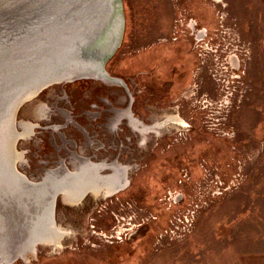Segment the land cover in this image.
Masks as SVG:
<instances>
[{"label":"rangeland","instance_id":"1","mask_svg":"<svg viewBox=\"0 0 264 264\" xmlns=\"http://www.w3.org/2000/svg\"><path fill=\"white\" fill-rule=\"evenodd\" d=\"M123 6V40L106 71L131 80L140 69L151 71L142 77L149 92L137 95L136 101L147 102L150 93H156V101L167 103L166 108L159 105L146 114L160 123L172 115L179 126L161 129L143 151L137 149L135 157L117 159L127 166L128 184L123 190L96 201L86 196L78 206L59 197L55 222L61 231L70 230L61 237L62 247L38 245L30 259L13 264H264V0H123ZM192 18L198 28L208 30L196 48L206 43L207 54L214 47L238 54L243 73L239 81L232 77L224 54L216 56L215 64L206 53L197 55L187 38L194 34L188 24ZM157 39L164 42L142 51ZM76 85L49 86L19 109L18 122L40 126L33 129L31 139L17 144L28 163L26 168L18 166L20 172L36 177L42 167L51 168L57 161L49 141L52 134L57 144L59 134L49 122L62 125L59 133L80 138L58 110L66 105L88 109L89 99L83 104L81 94L75 98ZM63 88L68 89L69 103L57 100L64 98ZM100 90H93L90 99ZM110 90L114 96L123 92L118 85ZM130 91L134 97V88ZM202 92L215 106H225L219 98L229 95V107H222L226 121L220 127L207 124L201 109L190 111L189 103ZM39 103L49 109L55 105L47 123L31 113ZM211 110L219 116L217 109ZM75 119L88 125L83 117ZM41 146L50 151L34 156ZM65 163L72 170L71 160ZM219 181L224 188L212 197ZM185 226L187 234L178 235ZM118 237L120 242L126 239L110 244Z\"/></svg>","mask_w":264,"mask_h":264},{"label":"water","instance_id":"2","mask_svg":"<svg viewBox=\"0 0 264 264\" xmlns=\"http://www.w3.org/2000/svg\"><path fill=\"white\" fill-rule=\"evenodd\" d=\"M124 32L123 0H0V142L6 138L7 126L16 134V116L22 105L28 102L24 98L27 93H40L57 82L108 80L106 64L119 49ZM10 149L14 153L13 148ZM4 157V153L0 154V204L24 200L19 195L10 197L4 194L18 190V185L35 190L55 182L51 178L55 173L65 179L66 183L52 191L48 201V221L54 223L56 201L59 197L62 200L61 190L71 185L67 180L75 178L78 169L71 165L73 169L70 170L65 159L58 157L52 162L55 167H42L41 174L35 177L20 172L16 164L10 159L7 162ZM42 163L47 165V161ZM82 163L95 167L97 178L105 177L102 172L113 165L91 160ZM88 193L78 199V203ZM31 207H34L32 213L37 215L38 211L40 214L38 202H32ZM0 208V236L4 234L8 254L20 252L25 243L29 249L24 252V257H13L15 260L11 259L10 264L17 260L26 262L38 245H45L43 236L39 235L38 229L36 235L26 230L29 221L21 216V212ZM38 217L34 219L36 224ZM21 221L25 225V234L17 236L12 231V224Z\"/></svg>","mask_w":264,"mask_h":264},{"label":"flooded vegetation","instance_id":"3","mask_svg":"<svg viewBox=\"0 0 264 264\" xmlns=\"http://www.w3.org/2000/svg\"><path fill=\"white\" fill-rule=\"evenodd\" d=\"M162 42H164V39H157V41L155 43H152V45L143 47L142 51H147L152 46L155 47L161 45ZM134 75L135 77L132 80L131 78H129V76L120 78V77H113L108 74L109 79L106 81L88 79V80H79V81L75 80V81H69L62 84H58L61 86L68 84L69 86V84L76 83L77 85L74 86L75 98L77 95L81 94L78 98L81 99L82 102H84L83 104H85L86 100L89 99L88 102H86L88 107V109L86 110L79 108L77 106H75L74 108L72 107L70 108L69 105L65 106L68 110L58 109L60 110L59 112L62 113L63 117L65 118L67 125L70 126V131L71 129L75 128L76 130L75 132L80 136V138L79 137L75 138L73 136H70V134L65 135L63 133H59V129L61 128L60 126L62 125L52 124V122L47 121L51 119L52 113L56 111L55 105H53L54 107L53 109H49L45 107L42 103H39L38 105H33L31 107L32 109L31 113L32 115H34V117L37 120L39 119L41 121H45L46 123L49 122V124H51L49 125L51 126L50 129L56 130L59 134L57 144L54 141L52 134H51L52 141L51 140L49 141L51 154L54 155L53 156L54 158L58 159V157L64 156L62 158L70 159L71 163L74 166L73 168L75 170L78 169L76 173L93 174L96 172V168L89 167L85 163H82L84 160H91L93 162H102L105 164L106 163L110 164L111 162L110 159L112 158L119 159L122 156H128L129 158L135 157L137 149L139 150V152L143 151L144 145H146L150 139L156 138V136L158 135L157 133L158 132L160 133L161 129H164L163 128L164 125L165 128L167 126L170 127L178 126L174 124L175 120H171V118L174 117L172 115L165 117L163 116L164 122L160 123L158 119H156L155 122L153 121L152 114L150 115L146 114V112L152 111V109H159L160 106H162V108L165 109L166 108L165 105L167 103L164 102L158 103L155 99L157 94L154 92L153 93L151 92L149 95L151 100L147 99V102H144L142 100L137 102L135 99L137 95L141 97V95L144 96L146 92H149L148 90L150 89V85L142 77L144 75H151V71L140 69L137 72H135ZM128 84L131 85V88L132 87L134 88L135 91L134 97L132 95V92L130 91L131 88L128 86ZM112 85H114L115 87L116 85L120 86V89L123 90V92L119 91L120 94L116 93V96H114L115 92L110 90V87H112ZM99 88H102L103 91L100 90V92L96 93L93 99H90L93 97V92H94L93 90ZM197 88L200 87L197 86ZM64 90L66 92V93L64 92V98L59 96L60 98L58 97L57 100L62 99L65 102H68L67 101L68 99L65 98V96H67L66 94L68 93L67 92L68 89H64ZM84 91H88V94L84 95ZM102 92L103 94H101ZM121 93L124 98H122V101L120 102L117 100V98L122 97ZM70 97L73 99L74 95L71 94ZM33 98L27 101L32 103L34 102ZM75 98L73 99L74 102H75ZM202 98H204L203 102H205L206 96L205 93L203 92L199 94V102L189 103L190 111H196V109L200 108V105L202 104L200 100ZM207 105L208 104L206 103V105H203V107ZM135 107L140 111L142 110V112L136 110ZM133 109H135V111H133ZM172 111L174 112V110ZM71 114H73V117ZM66 115L71 118L68 119ZM78 117H83L85 119V122L88 123V125L83 124L82 119L81 120L75 119ZM16 123L19 134L15 145V149L16 152L18 153L17 155L18 157H15V161L20 162L23 160V168H26L28 166V163L25 160L24 151L21 152V150H18L17 144L19 141L31 139V137H33L34 135L33 134L34 130L36 128H39L40 126L38 123H32V121L30 122L25 120H20L18 122V120L16 119ZM146 135L147 136L150 135L151 137L147 140L145 139ZM35 142H36L35 144L39 143L36 140ZM62 146L64 147V151H61ZM156 146H158L157 142H156ZM42 147L43 150H45V152H42L41 150ZM47 150L48 148L46 146H41L40 148H38V151H36L34 156H37L38 154L44 156L50 151ZM39 164L41 163L38 162V165ZM52 165H54V163H52ZM125 167L127 166H123L121 164H113L111 167L106 169L107 171H109V173L106 172H102V173L105 175L113 174V172L117 174L118 173L126 174ZM113 169H116V171ZM88 196L91 197V194ZM91 199L94 198L91 197ZM96 199L98 200L105 198H101V196H98Z\"/></svg>","mask_w":264,"mask_h":264},{"label":"bare ground","instance_id":"4","mask_svg":"<svg viewBox=\"0 0 264 264\" xmlns=\"http://www.w3.org/2000/svg\"><path fill=\"white\" fill-rule=\"evenodd\" d=\"M233 60H235V59L233 58ZM67 82H69V81H67ZM60 83H62V82H57L54 84H60ZM54 84H52V85H54ZM37 93L38 92L31 94L29 92L26 94V96L24 98L29 100V99L35 97ZM171 120H175L174 123L180 122L177 118H174V117L171 118ZM176 125L179 126V124H176ZM15 127H16L15 128L16 134H14L13 130L9 129L10 127L7 126L5 128L6 136H4V137H6L5 138L6 140L4 139L5 140L4 143H3L4 140L2 142H0V154L4 153V156H5L4 159H7V162L10 159V161H12L14 164H16V167L18 169V166L23 168V160L20 162L15 161V157H18L17 156L18 153L16 152L15 145H16V141L18 139V134H19V132L17 130L16 120H15ZM163 128H165V125L163 126ZM175 128H176V126H175ZM10 147L13 148L14 153L11 152ZM113 170L116 171V169H113ZM1 173L2 172H0V179L2 177ZM76 174H77V176L75 178L67 180V182L71 183V185L67 186L61 190V194H62L61 198L63 200V203L70 205V206H77L78 204H80L81 202L78 203V199H81L82 196L86 192H90L88 194L89 195L91 194V197L94 198L95 200H97L96 198L98 196H101V198H107V197L113 195L114 192H118L119 190L120 191L123 190L128 184L127 176L124 173H118L117 174V173L113 172V174H106L105 177H99V178H97L96 172L93 174L92 173H87V174L76 173ZM51 178L53 180H55V182H50L49 185H45V186L40 187V188L35 189V190H33L31 188L24 187L23 185L22 186L18 185V184H20V183H18L17 184L18 190H16V191L12 190L11 192H4V194L7 196H10V197H15V196L19 195V196L24 197V200H20L18 202H14V203H10L11 201L9 203H3V204L1 203L0 207H7L9 210H12L14 212L15 211L21 212V216L25 220L29 221L28 227L26 228V230L30 234H35V235H36L37 231L39 230L40 231L39 235L43 236L42 243L45 245L51 246V248L55 250V249H60L62 247L61 239L70 230H63L62 229V231H61V228L57 226L55 219H54V223H52L51 220L48 221L47 209H48V204H49L48 201H49L50 195H51L52 191L59 189L58 187L60 185H63L66 183L64 181L65 179L62 178V176L59 175L58 173H55L54 176H52ZM85 189H88L89 191H86ZM32 202L33 203H36V202L39 203V205L41 207L40 214H38L39 213L38 211H37V215L32 213L33 208H34V207H31ZM0 209H2V208H0ZM38 215H40V217H38ZM37 217L39 219H38L37 224H36L34 219ZM12 225H14V229L12 231L17 236H22L25 234L24 233L25 232V229H24L25 225H24V223H22V221L19 222L18 224L13 223ZM15 226H20V228H15ZM17 230L22 231V232L17 233ZM13 237H14V239H16V237L14 235H13ZM14 239H12V240L15 242ZM31 241L32 240H30V242ZM4 242H5L4 234L2 233L0 236V264H10L11 261L15 260V259H13V257H15V256L17 257L18 255L23 256L24 252L25 253L29 252V249L27 250V245L25 243V245L22 246V249L20 250V252L14 251L13 255H9L7 252L8 246ZM30 249H32V248H30ZM11 259H13V260H11ZM27 260L28 259L26 258L25 261H27Z\"/></svg>","mask_w":264,"mask_h":264},{"label":"built area","instance_id":"5","mask_svg":"<svg viewBox=\"0 0 264 264\" xmlns=\"http://www.w3.org/2000/svg\"><path fill=\"white\" fill-rule=\"evenodd\" d=\"M189 229H188V227L187 226H185L179 233H178V235H183V234H187V231H188ZM111 236H113V235H111ZM122 236V235H121ZM120 238L121 237H118V239L120 240ZM122 240V239H121ZM110 242H112V241H110Z\"/></svg>","mask_w":264,"mask_h":264}]
</instances>
